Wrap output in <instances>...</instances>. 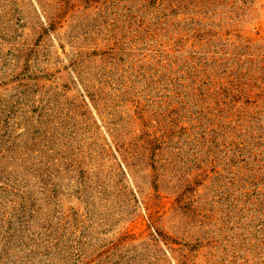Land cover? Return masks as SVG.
Masks as SVG:
<instances>
[{
  "label": "rangeland",
  "instance_id": "rangeland-1",
  "mask_svg": "<svg viewBox=\"0 0 264 264\" xmlns=\"http://www.w3.org/2000/svg\"><path fill=\"white\" fill-rule=\"evenodd\" d=\"M0 264H264V0H0Z\"/></svg>",
  "mask_w": 264,
  "mask_h": 264
}]
</instances>
